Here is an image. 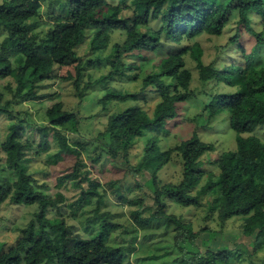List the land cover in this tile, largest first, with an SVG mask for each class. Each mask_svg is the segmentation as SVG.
<instances>
[{"label":"trees","instance_id":"obj_1","mask_svg":"<svg viewBox=\"0 0 264 264\" xmlns=\"http://www.w3.org/2000/svg\"><path fill=\"white\" fill-rule=\"evenodd\" d=\"M57 1L60 12L52 14V24L44 34L35 31V18L41 15L43 0H4L0 3V28L8 33L0 52V80H7L4 86L0 85V112L7 113L13 120L0 151L6 154V161L16 175L15 180L0 184V205L10 201L42 206L35 218L20 229L17 244L0 251V264H133L129 253L134 248L111 242L113 232L121 225L110 218L109 211H100L104 197L100 188L104 185L91 177L83 156L86 153L91 157L92 150L98 148L101 152L91 157L95 161L106 154L136 176L146 175L155 210L147 217L140 215L143 209L133 211L135 222L146 231L154 229L159 222H165L168 227L175 225L176 242L186 253L180 264H231L236 249L228 244L213 246L208 239L201 238L205 233L213 236L215 232L208 227L194 230L190 221L169 213L168 200L187 207H201L206 195L213 196L209 208L217 212L222 222L234 217L242 218V235L249 255L261 251L264 248V138L255 131L264 126V66L258 67L254 51L249 53L241 45L239 50L243 61L218 69L216 62L204 61V48L197 37L203 33L221 35L235 12L238 15L234 17L239 18L240 24L257 37L258 43H264L263 33L252 27L247 15L251 10L257 11L264 25V0ZM91 29L95 30L94 50L105 48L100 39L105 31L120 30L125 33V39L116 42L108 55H97L84 61L78 48ZM232 38H237V34ZM167 39L176 44H182L184 40L193 41V44L170 51L161 59L158 68L144 78L143 87H153L160 97L152 114L137 104L111 114L105 129L94 138L71 141L69 133L81 132L80 117L77 112L66 110L60 100L47 109L48 122L39 126V143H23L22 132L32 123L27 117H20L14 105L56 95H42L37 90L55 65H76L77 76L70 73L69 77L74 79L80 99L85 97L90 84H102L108 89L100 102L130 97L138 100L137 92L110 87V83L139 68L131 58H146L143 52L160 50ZM189 52L197 61L203 81L218 79L239 87L236 92L218 96V110L229 113L231 127L237 132V148L225 151L213 160L219 172L208 176L204 184L206 172L202 158L215 150L214 143L204 141L198 132H194L173 147L163 149L159 144L160 134L168 130V122L176 117L177 104L194 94L190 88L192 73L187 69L184 57ZM85 66L89 69L107 68V72L82 87ZM7 93L11 97H7ZM244 133L251 135L246 137ZM146 136L143 156L134 164L132 147L139 138ZM53 142L59 152H70L78 157L73 170L59 177V184L72 179L73 185L81 188L79 197L69 203L72 214L97 198L96 216L88 220L89 226L86 227L88 236L68 235L72 229L64 220L48 217L51 201L45 191L47 185L39 184L29 172L26 150L33 149L35 154L41 155L52 149ZM175 155L183 165L182 179L179 182H160V170ZM117 183L113 181L112 185ZM137 185L142 186L139 182ZM120 190L118 186L115 192L122 202L131 205L144 203L143 198L128 199ZM243 196L248 199L246 203ZM55 226L57 233L50 234L48 229ZM148 236L150 233L145 234L146 238ZM197 239L207 247L205 251L201 250ZM239 249V255L243 254L244 250Z\"/></svg>","mask_w":264,"mask_h":264},{"label":"rangeland","instance_id":"obj_2","mask_svg":"<svg viewBox=\"0 0 264 264\" xmlns=\"http://www.w3.org/2000/svg\"><path fill=\"white\" fill-rule=\"evenodd\" d=\"M4 0H0V3ZM41 15L35 18L37 29L35 31L46 33L52 24V14L59 13V2L57 0H43ZM232 14L231 22L226 25L221 35L201 34L197 40L204 48L203 59L206 63L216 62L218 69H223L232 63H241L243 55L239 47L243 45L247 51L253 52L256 57V65L264 66V43H258L255 35L251 34L244 25L240 24L239 18ZM248 18L252 27L263 33L264 25L262 16L255 10L248 12ZM234 17V18H233ZM237 34V38H232ZM7 31L0 28V52L6 42ZM95 30L87 32L85 42L78 48V53L84 61L93 59L97 55L103 57L108 55L112 46L116 42H122L125 39V33L120 30L114 32L105 31L100 39L105 45L104 49H93V37ZM193 41L184 40L182 44L167 39L164 46L155 52H143L146 58H131L132 63L139 68L130 71L125 77L113 80L110 87L122 89L130 92H137L139 99L126 98L123 100L107 99L100 102L104 97L108 87L102 84H90V81L98 79L107 72V68L89 69L87 66L83 69L81 86L89 85L86 95L80 99L74 86V79L69 77L72 73L77 76L76 65L60 66L55 65L54 70L49 76L40 82L37 88L42 95L56 94L48 96L41 100L19 102L14 105L16 112L20 117H27L32 126L25 128L22 132V141L27 143L32 141L36 145L39 143L41 135L39 126L47 124V109L57 101H63L66 110L75 111L80 117V133L68 134L71 141L87 140L94 138L101 130L105 129L108 118L113 113H120L134 105H141L152 114L156 103L160 100L159 95L153 87L144 88L143 80L148 73L156 70L162 58L173 49H179L183 45H192ZM258 45V46H257ZM186 67L192 73L191 90L194 94L185 101H181L176 107V117L168 122V130L160 134V145L163 149L173 147L183 140L189 138L194 132H198L200 137L210 143L215 144V150L206 153L203 160V169L206 172L203 184L208 176L217 174L218 167L213 160L225 151L235 150L237 148V132L231 127L230 115L226 110H218V96L222 93H233L238 90V85L228 84L218 79L203 81L200 77V70L197 61L189 52L185 54ZM15 60V57H12ZM135 75L137 76L136 78ZM7 80H0V85L4 86ZM7 97L11 94L7 93ZM18 121V119H15ZM13 120L7 113L0 112V145L6 139ZM52 130V129H51ZM50 130V131H51ZM152 132L148 134V137ZM256 134L264 138V126H259ZM53 134V132H52ZM155 134V133H154ZM251 133H244L243 136H249ZM53 138V136L51 135ZM83 138V139H82ZM146 137L139 138L132 147V153L135 155L132 161L138 163L143 156V148L146 144ZM29 161H27L29 172L37 179L39 184H46V193L49 196L51 205L48 208V217L51 219L61 218L67 227L72 229L68 232L71 236H88L86 227L89 226L88 220L96 216L98 207L97 198L94 197L89 204H85L76 214H72L69 203L75 201L81 194V188L73 185L72 179H66L63 184H59V177L67 171L73 170L78 157L70 152H59L58 146L53 142L52 149L41 155L35 154L33 149L26 150ZM101 150L93 149L91 157L99 154ZM84 159L91 171V177L104 185L100 188L104 197L100 206V211H109L110 218L120 223V227L115 230L111 237V242L115 244H125L133 247L129 253V260L133 264H180L186 253L177 244L175 235V225L169 227L165 222L155 224L154 229L146 231L140 228L135 222L133 211L143 209L140 214L147 217L155 210L152 199V189L147 181L146 175L136 176L127 170L126 166L117 165L113 159L106 154L99 161H95L84 153ZM183 175V165L178 156H174L159 172V180L165 182H179ZM139 177V178H137ZM16 179L15 171L6 161V154L0 151V184L5 181ZM113 181L119 183L112 185ZM137 182L142 186H138ZM88 185V183H84ZM120 186L121 192L128 199H144L143 204L131 205L121 201L120 196L115 192ZM128 188H131L130 190ZM245 203L248 199L242 197ZM214 199L211 195L203 198V206H183L174 201L168 200L169 213L182 216L185 221L193 224L194 230L203 227L212 229L215 235L203 234L201 238H206L213 246L228 244L235 248L231 264H264V248L255 255H249L248 249L244 245L242 235L243 220L240 217H234L227 222H222L217 212L210 210V202ZM244 203V204H245ZM39 203L31 205L16 204L10 201L0 205V251L7 250L17 244L20 237V229L27 226L35 218L36 213L41 210ZM49 233L55 235L57 227L49 228ZM150 233L146 238L145 234ZM237 242L239 244L237 245ZM201 250L207 249L200 239H197ZM243 254H240V249ZM25 264V263H23ZM44 264V263H42Z\"/></svg>","mask_w":264,"mask_h":264}]
</instances>
